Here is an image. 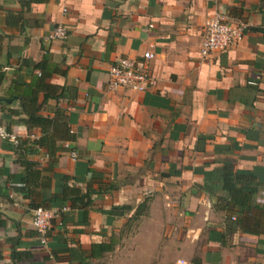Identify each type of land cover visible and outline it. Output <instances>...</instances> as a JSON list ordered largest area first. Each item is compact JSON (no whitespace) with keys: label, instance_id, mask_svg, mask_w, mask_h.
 <instances>
[{"label":"crops","instance_id":"crops-1","mask_svg":"<svg viewBox=\"0 0 264 264\" xmlns=\"http://www.w3.org/2000/svg\"><path fill=\"white\" fill-rule=\"evenodd\" d=\"M213 11L246 26L201 56ZM149 46L155 84L108 89ZM0 72V264H100L135 218L183 264H264V0H0Z\"/></svg>","mask_w":264,"mask_h":264},{"label":"built area","instance_id":"built-area-1","mask_svg":"<svg viewBox=\"0 0 264 264\" xmlns=\"http://www.w3.org/2000/svg\"><path fill=\"white\" fill-rule=\"evenodd\" d=\"M148 26L150 27L151 24ZM245 26V23L240 20H227L221 12L213 11L204 22L199 54L206 56L212 51L223 50L236 44L241 40ZM66 34L67 27L57 24L51 30L48 38L63 39ZM152 58L151 46L141 52L139 59L118 57L107 69V88L112 90L123 87L136 91L151 88L155 84V78L150 73L148 66V62ZM30 137L32 136L30 135ZM0 138H7L14 145L17 144L14 132L6 130L1 125ZM64 146H67V143H64ZM70 154L71 157L75 156L73 152ZM61 210H64V208L36 206L31 209L30 224L37 235L39 243H45V233L50 226L51 220L58 217Z\"/></svg>","mask_w":264,"mask_h":264},{"label":"rangeland","instance_id":"rangeland-1","mask_svg":"<svg viewBox=\"0 0 264 264\" xmlns=\"http://www.w3.org/2000/svg\"><path fill=\"white\" fill-rule=\"evenodd\" d=\"M133 226L134 230L131 233L120 236L122 243L127 242L126 247L111 255H106L100 260V264H113L115 258H121V264H125L126 261L128 264H175V262L183 264L181 260L176 259L174 249L176 243L171 235L164 233L137 234L138 218L134 219ZM130 244L133 246L132 248H130ZM142 245H148V249L140 248Z\"/></svg>","mask_w":264,"mask_h":264},{"label":"trees","instance_id":"trees-1","mask_svg":"<svg viewBox=\"0 0 264 264\" xmlns=\"http://www.w3.org/2000/svg\"><path fill=\"white\" fill-rule=\"evenodd\" d=\"M3 74L0 72V83L2 81ZM26 113V123L27 122H36L39 117H35L32 112L25 111ZM246 203V202H245ZM244 201L243 202H238V204L241 207L245 206ZM111 250V245H105V244H99L95 245V247L92 248V250L89 252V256L91 257H100L104 252L110 251Z\"/></svg>","mask_w":264,"mask_h":264},{"label":"water","instance_id":"water-1","mask_svg":"<svg viewBox=\"0 0 264 264\" xmlns=\"http://www.w3.org/2000/svg\"><path fill=\"white\" fill-rule=\"evenodd\" d=\"M4 101H6V102H9V101H10V99H4Z\"/></svg>","mask_w":264,"mask_h":264}]
</instances>
